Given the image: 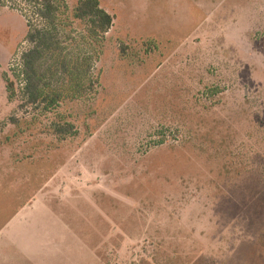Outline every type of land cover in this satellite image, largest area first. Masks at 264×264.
Masks as SVG:
<instances>
[{
	"label": "rangeland",
	"instance_id": "1",
	"mask_svg": "<svg viewBox=\"0 0 264 264\" xmlns=\"http://www.w3.org/2000/svg\"><path fill=\"white\" fill-rule=\"evenodd\" d=\"M56 1L75 53L78 0ZM97 1L93 89L41 112L19 73L44 22L0 0V264H264V0Z\"/></svg>",
	"mask_w": 264,
	"mask_h": 264
},
{
	"label": "trees",
	"instance_id": "2",
	"mask_svg": "<svg viewBox=\"0 0 264 264\" xmlns=\"http://www.w3.org/2000/svg\"><path fill=\"white\" fill-rule=\"evenodd\" d=\"M28 1L34 4L45 26L35 31L28 29L26 40L32 48L21 55L19 108L37 107L41 112H53L65 100H79L87 91L93 89V82L89 79L90 68L92 63L99 59L105 35L112 29L114 18L100 7L97 0H78L73 9V17L85 26L86 44L83 43L80 48L79 43H76V52L68 53L66 46L62 47L58 41V27L55 25V15L62 3L56 0ZM87 49L92 51V54L86 52ZM50 57L54 59L51 67H55L51 75L59 72L62 78H65V82L58 89L47 88L45 75L40 73L42 62ZM6 84L8 99L11 100L16 95L15 84L8 79ZM13 121L16 123V120ZM52 131L62 140L76 134L74 126L66 122L53 124Z\"/></svg>",
	"mask_w": 264,
	"mask_h": 264
}]
</instances>
